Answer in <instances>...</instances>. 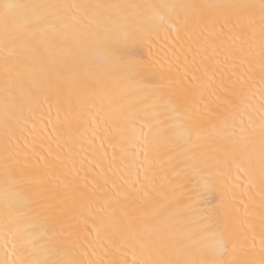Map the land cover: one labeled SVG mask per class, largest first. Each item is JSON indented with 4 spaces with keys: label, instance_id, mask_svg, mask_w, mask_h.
Instances as JSON below:
<instances>
[{
    "label": "snow or ice",
    "instance_id": "1",
    "mask_svg": "<svg viewBox=\"0 0 264 264\" xmlns=\"http://www.w3.org/2000/svg\"><path fill=\"white\" fill-rule=\"evenodd\" d=\"M0 98V264H264V0H0Z\"/></svg>",
    "mask_w": 264,
    "mask_h": 264
},
{
    "label": "bare ground",
    "instance_id": "2",
    "mask_svg": "<svg viewBox=\"0 0 264 264\" xmlns=\"http://www.w3.org/2000/svg\"><path fill=\"white\" fill-rule=\"evenodd\" d=\"M68 2H76V0H68ZM79 2H87V0H79ZM124 2V0H121ZM136 2H143V0H136ZM152 2H160V0H152ZM174 37H170L166 35L164 32H161L158 37L155 38V47L153 51L157 54L158 58L166 59L168 56L171 55L170 49L172 47ZM55 115V113H53ZM3 119V105H2V98H0V120ZM90 135V133H89ZM0 136H2V127H0ZM80 141H77V146H79ZM100 141H96V146L99 147ZM85 149L89 147L88 142L84 143Z\"/></svg>",
    "mask_w": 264,
    "mask_h": 264
}]
</instances>
